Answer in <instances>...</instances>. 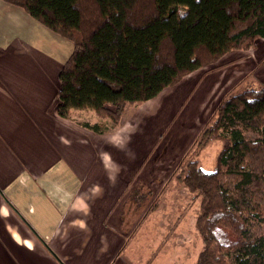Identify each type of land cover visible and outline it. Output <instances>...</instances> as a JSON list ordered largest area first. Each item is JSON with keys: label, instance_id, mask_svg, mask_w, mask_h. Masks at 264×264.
<instances>
[{"label": "trees", "instance_id": "obj_1", "mask_svg": "<svg viewBox=\"0 0 264 264\" xmlns=\"http://www.w3.org/2000/svg\"><path fill=\"white\" fill-rule=\"evenodd\" d=\"M5 1L72 41L55 111L92 109L98 119L81 125L95 133L112 131L126 106L264 36V0ZM208 126L201 145L222 139L214 170L189 159L177 179L198 200L194 264H264V85L223 99Z\"/></svg>", "mask_w": 264, "mask_h": 264}, {"label": "crops", "instance_id": "obj_2", "mask_svg": "<svg viewBox=\"0 0 264 264\" xmlns=\"http://www.w3.org/2000/svg\"><path fill=\"white\" fill-rule=\"evenodd\" d=\"M72 49L71 40L23 7L0 0V264H171L182 257L190 225L181 218L167 234L159 227L149 261V225L168 206L163 200L172 190L150 191L149 174L145 184L137 180L134 133L122 129L116 141L113 131L79 128L93 142L82 145L55 111L59 73ZM253 49L258 66L246 61L252 70L239 84L252 80L251 87H261L264 36ZM92 113L78 117L79 127L98 119Z\"/></svg>", "mask_w": 264, "mask_h": 264}, {"label": "rangeland", "instance_id": "obj_3", "mask_svg": "<svg viewBox=\"0 0 264 264\" xmlns=\"http://www.w3.org/2000/svg\"><path fill=\"white\" fill-rule=\"evenodd\" d=\"M254 44L247 49L231 50V54L225 56L224 59L222 56L216 62L189 73L177 84L162 90L156 97L148 101L126 106L119 122L114 126L111 125L113 126L111 135L115 136L114 140L117 139L118 131L122 129L134 133L130 142H134V149L137 147L136 154L133 153L134 149L132 150V157L134 161H141L140 165H136L134 172L138 174L137 180L143 181L145 184L146 175L149 174L147 182L151 186L152 192H156L159 188L167 191L172 190L166 194V199L163 200L168 206L165 209H160L159 217L154 216L153 221L150 222V241L153 240L152 235L157 236L159 227L164 226L167 234V231L175 226L178 219L182 218L183 222L190 225L191 235L185 240L186 245L181 246L179 255L182 257L179 260L177 258L175 261L172 260L171 264H175V262L194 264L202 246L198 233L194 229L198 200L191 199L186 188H183L182 183L177 181L178 176L183 174L182 168L189 159H197L199 165L206 171L214 170L218 153L222 147V139L220 136H212V134L203 145L200 143L204 138L200 141L199 139L206 127H209L214 111L223 99L230 95L259 88L251 87L252 80L239 84V80L252 70L251 62L246 63V61L251 59L255 67L258 66L251 57V53L255 54ZM243 57H246L245 62L238 64V58ZM38 62L40 61L38 60ZM240 65L244 66V70L241 72ZM92 111V109H71L67 115L63 116L73 126V131H76L74 139L82 145H92L93 142L86 138V134L84 137L79 132V128L86 133H88V129H84L83 126L79 127L77 120L78 117L81 118L80 120L89 119V115L93 114ZM146 158L147 160H145ZM13 168L19 170L24 167L17 165ZM157 174L159 179L158 181L155 179V181L152 177ZM133 181L136 185L135 179ZM178 185L179 192L176 194ZM173 194H176V197H173ZM149 197L151 200L152 193L149 194ZM161 213L165 214L161 215ZM260 227L263 232L264 222ZM183 233L188 235L190 232ZM194 233H196V237L192 236ZM159 240L160 236L157 238V241ZM153 241L154 243L151 244L153 247H150L149 261L157 247V242ZM173 255L174 253L170 257Z\"/></svg>", "mask_w": 264, "mask_h": 264}]
</instances>
